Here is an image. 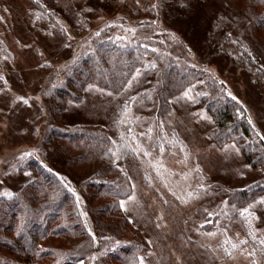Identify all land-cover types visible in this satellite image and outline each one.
I'll return each mask as SVG.
<instances>
[{
  "label": "rangeland",
  "instance_id": "1",
  "mask_svg": "<svg viewBox=\"0 0 264 264\" xmlns=\"http://www.w3.org/2000/svg\"><path fill=\"white\" fill-rule=\"evenodd\" d=\"M247 2L0 0V200L33 177L27 159L69 175L57 144L41 141L47 124L97 125L131 183L121 201L131 230L122 237L146 243L138 264H264V160L252 167L238 143L216 140L215 121L199 102L205 81L163 96V113L152 95L162 88L166 56L174 67L184 60L224 84L264 143V30L248 20ZM113 36L151 51L121 90L87 86L79 103L52 119L57 84L49 76L94 38ZM229 47L235 57L246 47L253 64L230 63Z\"/></svg>",
  "mask_w": 264,
  "mask_h": 264
},
{
  "label": "trees",
  "instance_id": "2",
  "mask_svg": "<svg viewBox=\"0 0 264 264\" xmlns=\"http://www.w3.org/2000/svg\"><path fill=\"white\" fill-rule=\"evenodd\" d=\"M247 1L248 20L264 30V0ZM116 38L98 42L94 38L76 60L65 63L56 76H49L57 84L49 97L53 104L47 108L52 119L59 117L68 103H79L87 86L121 90L145 53L151 51L131 42L133 37L125 42ZM243 48L240 58L231 54L232 47L225 48L230 63L238 64L241 59L253 64L249 50ZM166 57L159 76L162 88L152 94L155 110L163 113L167 108L163 96L205 81L207 94L199 102L215 121L214 137L238 143L246 161L252 167L260 166L264 143L257 140L247 111L226 94L224 84L212 81L205 71L194 70L184 60L174 67L173 59L168 63ZM42 132V143L57 144L68 164L79 171L70 165L69 175H65L35 158L27 159L24 171L33 177L0 200V264H138L147 245L142 238L122 237L131 230L121 207V201L130 195L131 183L118 167L114 150L108 149L111 138L107 131L97 125L49 123ZM79 192L84 195L82 203Z\"/></svg>",
  "mask_w": 264,
  "mask_h": 264
}]
</instances>
